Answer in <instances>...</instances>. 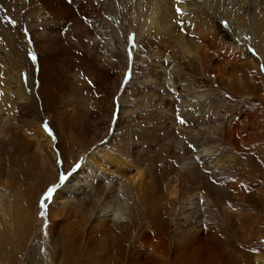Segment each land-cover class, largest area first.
Wrapping results in <instances>:
<instances>
[{
  "label": "rangeland",
  "instance_id": "rangeland-1",
  "mask_svg": "<svg viewBox=\"0 0 264 264\" xmlns=\"http://www.w3.org/2000/svg\"><path fill=\"white\" fill-rule=\"evenodd\" d=\"M164 2L0 0L5 263L21 264L31 236L47 242L35 244L34 264H207L205 254L219 256L218 264L264 259V72L245 54L261 61L255 30L264 25V0ZM182 37L193 51L214 52L215 61L184 54ZM235 37L245 50L241 64L234 63ZM208 38L221 43L202 46ZM102 148L109 155L97 153ZM186 148L203 162L184 165ZM112 153L127 163L109 162ZM126 168L132 178L143 173L132 187L123 186ZM49 188L55 191L44 200ZM193 193L201 212L190 222L203 221L201 233L184 232L189 225L181 222L188 217L182 203ZM107 204L123 206L115 211L120 221L130 217V205L135 226L109 221L107 228ZM148 235L157 246L146 245ZM199 240L203 246H194Z\"/></svg>",
  "mask_w": 264,
  "mask_h": 264
},
{
  "label": "bare ground",
  "instance_id": "bare-ground-1",
  "mask_svg": "<svg viewBox=\"0 0 264 264\" xmlns=\"http://www.w3.org/2000/svg\"><path fill=\"white\" fill-rule=\"evenodd\" d=\"M165 0H163V2H164ZM180 1H182V2H184V0H179V2ZM171 2H173V0H167L166 2H164V4H168V3H171ZM176 2H178V0H176ZM175 2V4L177 5V3ZM178 2V3H179ZM180 3L181 4V7L182 6H185V5H188V4H183V3ZM187 2V1H186ZM46 3V2H45ZM78 5V4H77ZM79 6V5H78ZM159 6H161V5H157V8L159 7ZM163 6V5H162ZM188 7V6H187ZM40 9V8H39ZM42 10V9H41ZM165 10V9H164ZM40 11V10H39ZM263 12V11H262ZM37 13H38V11H37ZM45 14V11L44 12H41L40 11V13H39V15L38 16H41V19L42 18H45L46 17V15H44ZM264 15V14H263ZM256 16V15H255ZM161 17V16H160ZM166 17H167V14H165L164 15V17H163V21H165V23H163V25H162V27H168V25H167V21H166ZM253 17V16H252ZM232 18V17H231ZM256 18V17H255ZM257 19V18H256ZM235 20V19H234ZM263 20V19H262ZM231 21H233L232 19H231ZM238 21V20H237ZM240 22H243V20L240 18V20H239ZM263 22V21H262ZM261 21H259L258 23H257V30H255V34L257 35V37H258V40H259V43H258V46L256 47V49L258 50V53H260L261 55V61H263L264 62V25H263V23H262ZM150 23V22H149ZM162 23V22H161ZM244 23V22H243ZM248 23V22H247ZM244 28V27H243ZM242 28V29H243ZM127 31V30H126ZM0 32L3 34L4 32L3 31H1L0 30ZM169 31H164V34L167 36V34L168 35H170L169 33H168ZM172 32V31H171ZM44 33V32H43ZM127 33V32H126ZM219 34V33H218ZM224 34V33H223ZM47 35V34H46ZM173 35V34H172ZM210 35H212V34H210ZM246 35V34H245ZM255 36V35H254ZM175 37V36H174ZM211 37V36H210ZM216 37V36H215ZM214 37V38H215ZM222 37H224V36H222ZM169 38H171L170 36H169ZM214 38H212V39H209L208 38V40L209 41H205L204 42V45H202V46H209V47H211V46H215V44L217 43V42H220L219 40L217 41L216 39V41L217 42H213L214 40ZM221 38V37H220ZM237 38L238 37H235V38H233V42L232 43H230V44H232L234 47L232 48V52L234 51V54H235V57L237 58V60L236 61H234V63L235 64H241L239 61H241L242 59V57H241V51H243L242 50V48L241 47H235L236 45H238V43L240 42L239 40V42H237ZM65 39V38H64ZM174 39V38H173ZM181 39H183L182 40V44H181V46H182V49H183V52H184V54L186 53V54H188V56L190 55V56H193V57H195L197 60H201V61H204V63L206 64V63H210L211 62V60H214V58H215V55L214 54H212V53H214V52H210V51H208V50H206V48L204 49L203 47H198V49L196 50V51H193V49L191 48V46H190V43H189V41H188V38H186V42H185V39L182 37ZM180 39V40H181ZM202 39H203V37H202ZM218 39V38H217ZM225 39V38H224ZM231 42V41H230ZM252 42V41H251ZM221 43V42H220ZM219 43V44H220ZM249 43V42H248ZM242 44V43H241ZM250 44V43H249ZM217 46V45H216ZM228 46V45H227ZM231 46V45H230ZM180 47V46H179ZM212 47V48H213ZM218 47V46H217ZM226 47V46H225ZM220 48H221V46H220ZM245 49V48H244ZM210 50L211 51H213V49H211L210 48ZM246 50V51H245ZM244 51H245V54H246V56L248 57V59L249 60H252L254 63L252 64V66H255L256 67V69L258 70V72L261 74V75H263V72H264V65L262 66V63H261V61L259 62V60H257V57H254V55L253 54H251L249 51H247V49H245ZM182 51V50H181ZM231 51V50H230ZM244 51H243V53H244ZM232 52H230V53H232ZM244 54V55H245ZM257 55H259V54H257ZM168 56V55H167ZM186 56V55H185ZM221 57V56H220ZM194 59V58H193ZM167 60V59H166ZM196 60V61H197ZM215 61V60H214ZM203 64V63H202ZM227 64V63H226ZM229 65V64H228ZM230 65H231V62H230ZM206 66V65H205ZM212 67H214V66H212ZM212 70H214L215 72H218V76H219V72H220V69H217V68H215L214 67V69H212ZM257 70H255L256 72H257ZM224 71V70H223ZM222 71V74L223 75H225L226 77L225 78H227V79H230V80H232L231 78H232V75H231V73H229L228 71H224L223 72ZM227 73V74H226ZM220 74H221V72H220ZM259 75V74H258ZM217 76V75H216ZM222 76V75H221ZM222 79H224V77H222ZM232 82V81H231ZM210 91H212V90H210ZM209 92V91H208ZM260 98V97H259ZM198 104H200V102L198 103ZM111 141V140H110ZM182 142V141H181ZM51 143V142H50ZM179 143V142H178ZM179 145V144H178ZM184 146V145H183ZM185 150V149H184ZM183 150V151H184ZM97 151V153L99 152V153H101V154H108V152H107V150H106V148H102V149H98V150H96ZM185 153H182V154H180L179 155V158H180V160H181V162L182 161H184V165H186V166H189V167H191L190 169H192V168H195L196 167V165H198L199 163L201 164V161L203 162V159L201 160V161H199V156L197 155V154H195V152L191 155V156H188V153L190 152V150H188L187 148H186V150L184 151ZM192 153V152H191ZM175 154V153H174ZM179 154V153H178ZM177 154V155H178ZM97 155V154H96ZM109 155V154H108ZM199 155H201V154H199ZM203 156H205V155H203ZM202 156V157H203ZM192 157V158H191ZM96 158V157H95ZM191 158V159H190ZM205 158V157H204ZM119 157L117 156V155H113V153H112V155H111V158L109 157V160H111V161H109V162H113V164H115V165H117L118 167H121L123 164H125V163H127L126 161H124L123 159V162L121 163V160L119 159ZM93 160H94V158L92 159V163H95V162H93ZM188 160V161H187ZM96 161V160H95ZM96 162H98V161H96ZM98 167L100 166V165H102V164H97V163H95ZM95 164H93V165H95ZM106 164V163H105ZM107 165V164H106ZM106 165H102L100 168H102L103 170H105V167H106ZM138 166V165H137ZM126 167V166H125ZM128 167V166H127ZM189 167H187V168H189ZM180 168V167H179ZM184 168V167H183ZM121 169V168H120ZM106 170H108V168L106 167ZM124 170H126V171H124V172H122V170H121V179H122V181H124L123 183H125L123 186L124 187H132L133 186V183H135V182H138L137 181V179L139 178V175L142 173V172H139L138 173V175H134L133 176V178L130 176L129 177V174L130 173H128L129 172V170L126 168V169H124ZM128 171V172H127ZM97 172V171H96ZM111 172H112V170H111ZM114 172V171H113ZM115 173V172H114ZM120 175H119V177H120ZM142 175H143V173H142ZM118 179V178H117ZM121 179H119V180H121ZM1 180V179H0ZM70 181V180H69ZM75 184V183H74ZM78 184V183H77ZM76 185V184H75ZM135 185V184H134ZM137 185V184H136ZM135 185V186H136ZM124 187H122V188H124ZM77 190V189H76ZM129 190V189H128ZM176 190V189H175ZM73 191V190H72ZM120 191V190H119ZM172 191V190H171ZM174 191V190H173ZM115 192V191H114ZM118 192V191H117ZM121 192V191H120ZM128 192V191H127ZM0 193H1V191H0ZM122 193V192H121ZM120 193V194H121ZM186 193V195L188 194L187 192H185ZM202 194V193H201ZM123 195V197H124V194H122ZM120 196V195H119ZM119 196H117V197H119ZM126 196V195H125ZM184 196V195H183ZM188 197V199H186L185 197V201H184V199H183V203L182 204H184V206H182V207H186L185 209H187L186 210V212L188 211V213L186 214V215H188V217L187 218H185V219H183V220H181V222H183V223H186V224H188L189 226L187 227V228H185V229H183V231L184 232H189V231H193V232H200L201 231V226H202V223H203V221H196L195 223H191L190 222V219H192V218H194L195 217V215H200V212H201V202H200V197H199V193H193L192 195H190V196H187ZM204 197V196H203ZM65 198V197H64ZM181 198V197H180ZM123 199V198H122ZM116 200V199H115ZM62 201H63V197H62ZM61 202V201H60ZM67 203V202H66ZM68 204V203H67ZM66 204V205H67ZM181 206H180V208H181ZM115 207V206H114ZM111 204H107V206L106 207H103V209L101 208V211H102V215H103V217L105 218V220H104V222L103 223H105L106 225H107V228L111 225V222L109 223V221H113V222H115L117 225L118 224H120L121 222H123V224L125 225V226H135V224H136V222L132 219V216L130 215L131 214V212H133V210L131 209V207H130V205L127 207L128 209H127V211H128V213H130L129 214V216L130 217H128V220H122V221H120V220H118L117 219V217L118 218H121L120 217V215L118 214V212L120 211V212H124V209L122 208L123 206H116L115 208H114ZM203 207V206H202ZM94 209L92 210L93 212L92 213H97L98 211H99V209L100 208H97V206L96 207H93ZM204 208V207H203ZM73 209V208H72ZM183 209V208H182ZM75 210V209H74ZM126 210V209H125ZM173 210V209H172ZM115 211H118V212H115ZM176 211V210H175ZM180 211V210H179ZM127 212H125V214H126ZM182 213V212H181ZM183 213H185L184 211H183ZM230 213V212H229ZM120 214H122V213H120ZM195 214V215H194ZM119 215V216H118ZM180 215V214H179ZM178 215V216H179ZM193 215V216H192ZM127 216H128V214H127ZM198 216H196V217H198ZM89 218H91V217H89ZM179 218V217H178ZM179 219H181V218H179ZM178 220V219H177ZM106 221V222H105ZM26 224V223H25ZM99 226H101L102 225V223L101 222H99V224H98ZM27 226V225H26ZM181 227L183 226L182 225V223H181V225H180ZM104 227V226H103ZM9 227L8 226H0V231H2V229H8ZM111 228H113V227H111ZM10 229V228H9ZM8 229V230H9ZM25 230V229H24ZM26 231H27V229H26ZM136 231V230H135ZM201 233V232H200ZM187 234V233H186ZM136 235H137V233H136ZM181 235V234H180ZM134 236V235H133ZM182 236V235H181ZM198 236V235H197ZM208 236V235H207ZM136 237V236H135ZM205 237V236H204ZM203 237V238H204ZM208 238V237H207ZM146 240H148V242H147V244L146 245H148L149 247H151V244H153L154 246H157V244H158V242H157V238H154L153 236H147L146 238H145ZM202 240V239H201ZM1 242H2V237H1V232H0V248L2 247V244H1ZM203 242H204V240H203ZM36 243H41V244H46L47 242H45L44 240H36V237L35 236H31L30 237V239H28V242H27V245H26V247H25V253H24V255H26V258L24 259H22L21 260V264H29V262H28V259L29 258H31L32 259V264H34V262H35V260H38L39 259V257L40 256H37L36 254H34V247H35V244ZM120 243V242H119ZM73 244V243H72ZM76 245H77V242H75L74 243V250H76L77 251V247H76ZM71 246H73V245H71ZM194 246H197V247H201V246H203V243L201 242L200 243V240L197 242V244L196 245H194ZM156 248V247H155ZM2 252H1V250H0V264H11V263H5L4 261H3V258L2 257H4L5 255H2L1 254ZM76 254H77V252H76ZM127 255V254H126ZM210 254H205L204 255V261L207 263V264H218V262L219 261H217V260H219V256H213V258H211L210 256H209ZM239 255V254H238ZM239 257V256H238ZM243 257H246V254H244V256ZM36 258V259H35ZM47 258H49V257H47ZM239 259V258H238ZM72 260H74V259H72ZM78 260V259H77ZM201 260V259H200ZM81 261V260H80ZM260 261V260H259ZM191 262L192 263H195L196 262V259H193V260H191ZM145 263V262H144ZM199 263V262H198ZM77 264H78V262H77ZM93 264V263H92ZM101 264V263H100ZM259 264H264V259L262 258V260L259 262Z\"/></svg>",
  "mask_w": 264,
  "mask_h": 264
},
{
  "label": "snow or ice",
  "instance_id": "snow-or-ice-1",
  "mask_svg": "<svg viewBox=\"0 0 264 264\" xmlns=\"http://www.w3.org/2000/svg\"><path fill=\"white\" fill-rule=\"evenodd\" d=\"M178 2H179V0H178ZM177 12L179 13V12H181V10L178 8ZM33 59H35V57H33ZM181 122H183V121H181ZM44 126H45L46 131H48L49 134L51 135V129L48 128L47 124H45ZM54 191H55V188H49L47 193L44 196V200H51L52 194H53ZM41 203H42V206H46V205H44V201L43 200H42Z\"/></svg>",
  "mask_w": 264,
  "mask_h": 264
}]
</instances>
